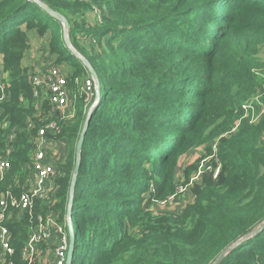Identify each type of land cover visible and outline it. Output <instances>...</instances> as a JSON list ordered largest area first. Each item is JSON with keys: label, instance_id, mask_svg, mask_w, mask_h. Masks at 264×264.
<instances>
[{"label": "trees", "instance_id": "16d2710c", "mask_svg": "<svg viewBox=\"0 0 264 264\" xmlns=\"http://www.w3.org/2000/svg\"><path fill=\"white\" fill-rule=\"evenodd\" d=\"M37 1L66 18L71 46L99 81L66 230L68 244L70 232L74 238L70 264H212L264 224V0ZM33 36L46 40L50 65L69 66L70 82L88 76L61 23L32 0H0V107L15 135L0 186L24 183L36 133L54 120L66 155L52 200H36L34 214L61 218L87 111L80 97L71 120H60L46 98L33 99L36 69L23 64ZM212 144L215 160L190 187L192 202L177 215L147 210L197 171L198 163L179 170V159L201 147L212 154ZM7 226L12 264H28V219ZM219 264H264V228Z\"/></svg>", "mask_w": 264, "mask_h": 264}, {"label": "built area", "instance_id": "2783aa9c", "mask_svg": "<svg viewBox=\"0 0 264 264\" xmlns=\"http://www.w3.org/2000/svg\"><path fill=\"white\" fill-rule=\"evenodd\" d=\"M88 73V72H87ZM5 74L0 67V102L6 99ZM81 88V98L87 111V117L95 108L96 86L92 77H85ZM32 86V97L36 102L46 98L50 104L51 114L57 113L60 120L69 121L74 114V102L70 100L67 93V78L62 71L53 65H43L41 69H36L30 76ZM58 129L56 122L50 120L40 128L33 140V149L30 163L25 166L28 174L24 178V183L16 182V188L11 186H0V264H12L13 247L11 245V233L7 226L11 219L27 218L30 224L29 235L26 242L23 257L31 264L34 260L43 264V250L39 247L45 242L53 241L55 238V264H65V253L68 252L67 229H72L70 221L65 224V230L59 225L52 212L46 214H34L36 200H50L47 196L52 188L54 180L59 176L57 166L49 162L47 153L59 150L62 145L61 140L54 138ZM9 129V123L3 118V110L0 107V182L6 178L7 172L11 168L10 157L15 151V135ZM202 167L197 169L195 175L190 179V184L195 182ZM207 169H210L208 167ZM218 167L213 171V177L218 173ZM51 185V186H50ZM183 186V185H181ZM177 187L174 194L158 202L165 205L173 201L178 193H183L185 189ZM54 193V192H53ZM50 204L47 205L49 207Z\"/></svg>", "mask_w": 264, "mask_h": 264}, {"label": "rangeland", "instance_id": "374dc122", "mask_svg": "<svg viewBox=\"0 0 264 264\" xmlns=\"http://www.w3.org/2000/svg\"><path fill=\"white\" fill-rule=\"evenodd\" d=\"M89 15H90L89 19L94 18L93 17L94 12L93 14L92 12L89 13ZM29 36H31V34ZM45 48H46V40L38 39V37L33 36V40H32L31 47H30V52L28 56H26V58L24 59L23 64L25 66H30L31 65L30 61L33 62V64L35 65L38 64L37 67H34V69H41L43 65L45 64L50 65L51 61L49 59L46 60V58H44V55L46 54ZM258 57L261 63L264 64V47L260 49ZM1 69H2V66H1ZM59 69L66 76V78H67V75L65 73V70L67 69L71 73L69 66L66 64H63L61 68ZM5 78H6V74H5ZM84 79H85L84 77H78L74 80V82H70L67 78V93L69 94L70 100L72 102H75L76 99L81 97V94H82L81 88L85 81ZM42 101L43 99H41V102ZM64 142H65L64 140L61 141L62 145L59 147V150H57V152L53 153L52 151H49L47 153L49 162L54 163L56 166L64 161L66 150H67V143L66 142L64 143ZM205 148L206 147H201L196 150H191L190 152L182 156L179 159L178 169L182 170L187 165L193 164V163L199 164L198 169L201 167L206 168L207 163H209L210 160H212V158L215 160L216 151H215V145L212 144V150H213L212 154L205 155ZM194 175H195V172H189L187 173L186 178L188 181L186 182V184L181 186L183 182H180V184L178 183L176 191H178L180 187H182L185 190L182 194L178 193L176 198L173 201L168 202L165 205H161L158 202L153 203V204H150L146 209L152 212L153 214L155 213H159V214L167 213V214H175V215L180 214L183 211V209L186 207V205L190 204L193 200V195L190 190V187L192 186V184H190V179ZM51 185H52V188L47 195L49 197L51 196L53 197V192L55 188L54 183ZM53 215H55L62 229L65 230V224L66 222L67 223L69 222L67 215L65 216L63 215V217L60 218L59 211L55 212ZM39 247L43 250V254H42L43 264H55V255H54L55 238L53 241L45 242L44 244H41ZM65 257H67V252L65 253Z\"/></svg>", "mask_w": 264, "mask_h": 264}, {"label": "water", "instance_id": "95a60500", "mask_svg": "<svg viewBox=\"0 0 264 264\" xmlns=\"http://www.w3.org/2000/svg\"><path fill=\"white\" fill-rule=\"evenodd\" d=\"M32 1L37 3L46 13H48L56 21H58L59 23L62 24V26H63V38H64L65 45L71 51V54L80 60V62L83 64L86 71L89 73V75L92 77V79L95 82V86H96L95 102L97 103V101L99 99V81L97 79V75H96L95 71L93 70V68L91 67L89 61L87 59H85L84 57H82L79 53H77L73 49V47L71 46L69 39H68V29H69L68 21L62 15H59L58 13L53 12L51 9H49L47 6H45L43 3H41L37 0H32ZM88 119H89V117H87L85 120L84 128H83V130L79 136V139H78L76 147H75V166H74L73 175H72L71 184H70V199H69V206H68L67 214H66L68 221H70L72 195H73V190L75 187L76 176L78 174V169H79V164H80V155H81V150H82V146H83V141H84V138L86 135L87 127H88ZM263 228H264V224H262L261 226H259L258 228L254 229L252 232L247 234L245 237H243L240 240H238L237 242H235L229 248L224 250L212 264H219L222 261V259L226 256V254L229 253L233 248H235L238 244H240L245 239L257 234ZM73 241H74L73 232H70L69 233V247H68V252H67L65 264H70L71 257L73 255Z\"/></svg>", "mask_w": 264, "mask_h": 264}, {"label": "crops", "instance_id": "0c3cea01", "mask_svg": "<svg viewBox=\"0 0 264 264\" xmlns=\"http://www.w3.org/2000/svg\"><path fill=\"white\" fill-rule=\"evenodd\" d=\"M30 63H31V65H33L34 67H37V65H38V64H36V65L33 64V62H31V61H30ZM0 67H1V65H0Z\"/></svg>", "mask_w": 264, "mask_h": 264}]
</instances>
